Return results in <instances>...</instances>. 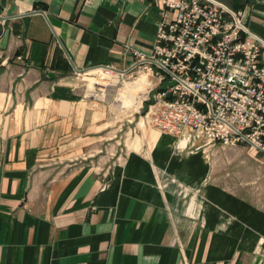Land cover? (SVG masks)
I'll return each instance as SVG.
<instances>
[{"label": "crops", "instance_id": "obj_1", "mask_svg": "<svg viewBox=\"0 0 264 264\" xmlns=\"http://www.w3.org/2000/svg\"><path fill=\"white\" fill-rule=\"evenodd\" d=\"M218 1L264 41V0ZM171 14L155 0H0V264H264V194L229 187L207 148L171 134L111 161L105 109L72 83L126 68Z\"/></svg>", "mask_w": 264, "mask_h": 264}, {"label": "built area", "instance_id": "obj_2", "mask_svg": "<svg viewBox=\"0 0 264 264\" xmlns=\"http://www.w3.org/2000/svg\"><path fill=\"white\" fill-rule=\"evenodd\" d=\"M155 1L172 14L158 25L153 45L128 46L133 60L124 69L96 67L145 73L143 118L174 135L176 149L246 145L264 154V41L242 11L218 0Z\"/></svg>", "mask_w": 264, "mask_h": 264}, {"label": "rangeland", "instance_id": "obj_3", "mask_svg": "<svg viewBox=\"0 0 264 264\" xmlns=\"http://www.w3.org/2000/svg\"><path fill=\"white\" fill-rule=\"evenodd\" d=\"M97 69L101 68L88 69L85 72L93 71L88 75L86 73L74 75L75 79L72 83L76 84L88 100L99 105V109H105L104 116L110 126L102 133L105 139H108L103 143L102 150L111 151L114 158L111 161H121L116 158L127 149L135 148L141 139L151 140L154 136L156 139L159 134H169L150 126L143 118L146 94L143 92L144 85L141 84L144 82L147 84V81L143 80V73L139 76L136 73L121 75L116 72L99 75ZM136 83L140 84L141 92H138L135 87ZM253 154L255 153L246 145L211 147L209 160L211 168L221 176L220 180L223 183L234 189L242 188L247 195L261 198L264 194V166L259 158L263 155L256 153L258 155L254 156ZM256 185H259V190L255 188Z\"/></svg>", "mask_w": 264, "mask_h": 264}, {"label": "bare ground", "instance_id": "obj_4", "mask_svg": "<svg viewBox=\"0 0 264 264\" xmlns=\"http://www.w3.org/2000/svg\"><path fill=\"white\" fill-rule=\"evenodd\" d=\"M97 70H98V69H97ZM100 70H101V71H100ZM100 70H98V71H99V75H103V74L106 75V72H107L106 70H103V69H100ZM142 76L144 77L143 80H146V81H147V77H146L145 73H143ZM106 77H107V76H106ZM106 77H105V78H106ZM140 77H141V76H140ZM139 80H140V79H139ZM104 82H105V81H104ZM102 84H103V83H102ZM104 84H105V83H104ZM139 85H140L139 83H136V84H135V87L137 88V90H141V89L139 88ZM141 85H142V86L144 85V90H145V87L147 86V84L144 82V83H142ZM106 87H107V86H106ZM131 98H132V97H131ZM131 98H130V99H131ZM118 100H119V99H118ZM128 100H129V99H128ZM131 101H132V100H131Z\"/></svg>", "mask_w": 264, "mask_h": 264}, {"label": "water", "instance_id": "obj_5", "mask_svg": "<svg viewBox=\"0 0 264 264\" xmlns=\"http://www.w3.org/2000/svg\"><path fill=\"white\" fill-rule=\"evenodd\" d=\"M173 84H174V81L164 82V83L159 87V89H160V90H164L165 87H166L167 85H173Z\"/></svg>", "mask_w": 264, "mask_h": 264}, {"label": "trees", "instance_id": "obj_6", "mask_svg": "<svg viewBox=\"0 0 264 264\" xmlns=\"http://www.w3.org/2000/svg\"><path fill=\"white\" fill-rule=\"evenodd\" d=\"M148 103H149V102H148V101H146V107H147ZM146 107H144V111L146 110Z\"/></svg>", "mask_w": 264, "mask_h": 264}]
</instances>
